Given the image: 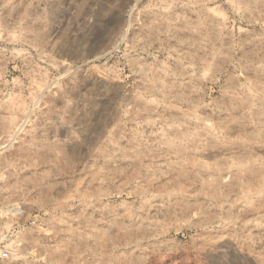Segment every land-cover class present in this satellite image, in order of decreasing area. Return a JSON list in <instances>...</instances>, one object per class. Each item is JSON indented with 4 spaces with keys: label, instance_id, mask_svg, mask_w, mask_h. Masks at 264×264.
Segmentation results:
<instances>
[{
    "label": "rangeland",
    "instance_id": "1",
    "mask_svg": "<svg viewBox=\"0 0 264 264\" xmlns=\"http://www.w3.org/2000/svg\"><path fill=\"white\" fill-rule=\"evenodd\" d=\"M12 203L0 264H264V0H0Z\"/></svg>",
    "mask_w": 264,
    "mask_h": 264
},
{
    "label": "bare ground",
    "instance_id": "2",
    "mask_svg": "<svg viewBox=\"0 0 264 264\" xmlns=\"http://www.w3.org/2000/svg\"><path fill=\"white\" fill-rule=\"evenodd\" d=\"M21 213L20 207L17 203H12L8 207H3L0 204L1 215H19Z\"/></svg>",
    "mask_w": 264,
    "mask_h": 264
},
{
    "label": "built area",
    "instance_id": "3",
    "mask_svg": "<svg viewBox=\"0 0 264 264\" xmlns=\"http://www.w3.org/2000/svg\"><path fill=\"white\" fill-rule=\"evenodd\" d=\"M0 251H1L0 254H1L2 257H8V253H9L8 249L3 248Z\"/></svg>",
    "mask_w": 264,
    "mask_h": 264
}]
</instances>
